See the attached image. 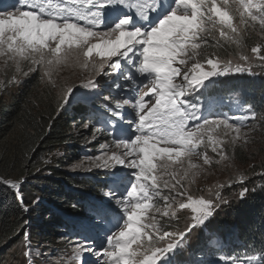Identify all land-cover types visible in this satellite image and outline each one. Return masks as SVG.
<instances>
[{
	"label": "rangeland",
	"instance_id": "rangeland-1",
	"mask_svg": "<svg viewBox=\"0 0 264 264\" xmlns=\"http://www.w3.org/2000/svg\"><path fill=\"white\" fill-rule=\"evenodd\" d=\"M29 1L34 6L43 2ZM101 1L106 7L112 0ZM178 4V11L146 34L137 25L131 31L117 27L96 31L72 20L79 16L86 23L100 24L103 14L93 7L59 9L67 24L40 19L39 8L3 14L15 9L5 4L0 11V50L9 52L0 55V68L15 70L6 79L12 95L37 71L60 102L72 104L86 96L83 105L93 106L99 114L100 107L88 100L105 75L101 90L110 87V69L118 80L135 85L120 93L110 88L119 99L111 100L115 108L124 112L119 118L127 124L128 141H107L86 120L76 122L83 113L70 114L73 134L90 141L83 148L88 152L71 169L107 171L122 178L109 185L114 189H108L111 195L106 196L108 202L117 198L118 208L102 211L96 221H85L77 237L64 239L63 244L53 233L43 236L37 252L52 264H180L186 253L196 260L200 252L184 239L194 227L186 233L184 226L177 230L179 220L209 216L217 206L243 196L248 175L258 177L250 170L263 160L264 125L217 113L216 120H198L192 118L188 104L219 79L264 82V0H178ZM229 48L237 52L221 57ZM245 90L253 91L249 86ZM146 93L142 108L137 99ZM235 95L231 104L240 103ZM238 110L244 114L248 107L239 104ZM235 146L247 154L245 164L235 159ZM116 227L115 234H109Z\"/></svg>",
	"mask_w": 264,
	"mask_h": 264
},
{
	"label": "trees",
	"instance_id": "trees-1",
	"mask_svg": "<svg viewBox=\"0 0 264 264\" xmlns=\"http://www.w3.org/2000/svg\"><path fill=\"white\" fill-rule=\"evenodd\" d=\"M130 23L123 24L121 31L132 30ZM91 29L96 30L93 26ZM232 52L237 50L229 48L221 57ZM8 53L0 50V55ZM9 67L13 66L0 68V264H52L37 252L43 244V236L49 238L53 233L62 239L61 244L64 239L73 240L72 236L77 237L83 228L81 224L87 220L96 221L102 211L118 208L115 205L119 203L117 198L108 202L106 196L111 195L108 189H114L109 185L122 177L107 171L86 173L71 169L73 163L80 160V155L88 152L83 148L90 141L73 134L76 128H72L70 114L83 113L76 122L86 120L94 131L100 129L107 141L119 138L128 141L127 124L119 118L124 112L115 108L114 102L119 99L110 88L113 87L114 93H120L135 85L122 80L123 85L114 69H110V87L101 90L105 75L88 100L89 104L100 107L97 114L93 106L83 105L86 96L72 104L60 102L54 89L45 88L37 71L31 77L28 75L22 87L12 95L8 89L11 82L6 79L15 70L10 71ZM18 79L19 76L15 81ZM247 86L253 91L245 90ZM147 93L137 99L142 108L152 95V92ZM233 94L240 103L231 104ZM192 99H195L194 106L187 101L192 118L212 121L218 118L214 115L217 113L234 115L235 119L243 117L246 121H254L256 126L264 125V82L260 83V80L219 79ZM239 104L248 107L244 114H238ZM144 118L140 119L142 131ZM238 148H232L235 159L245 164L247 154ZM262 159L252 166L250 171L258 177L253 180L248 175L249 185L243 196L233 199L225 207L217 206L207 217L191 218L188 215L179 220L177 230L184 226L185 231H189L194 227L187 239L193 251L200 252L196 260L188 259V253L184 254L180 257L184 262L180 264H253L254 259H264V154ZM126 219L130 217L126 216ZM170 229L172 226H168L167 230ZM116 230L117 227L109 234H115ZM92 239L96 241L95 236Z\"/></svg>",
	"mask_w": 264,
	"mask_h": 264
},
{
	"label": "bare ground",
	"instance_id": "bare-ground-1",
	"mask_svg": "<svg viewBox=\"0 0 264 264\" xmlns=\"http://www.w3.org/2000/svg\"><path fill=\"white\" fill-rule=\"evenodd\" d=\"M136 25H137L138 27H140V28L143 29V25H142L141 23H139V24H136V23H134V22H131V23H130V26H131V27H135ZM137 26H136V27H137ZM135 92H136V91H135ZM200 100H201V99H200ZM96 239H97V238H96ZM97 240H99V239H97Z\"/></svg>",
	"mask_w": 264,
	"mask_h": 264
}]
</instances>
